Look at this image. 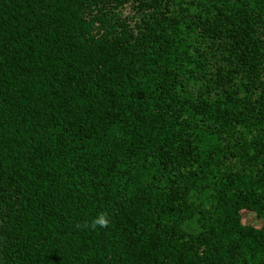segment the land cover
<instances>
[{
	"label": "trees",
	"instance_id": "trees-1",
	"mask_svg": "<svg viewBox=\"0 0 264 264\" xmlns=\"http://www.w3.org/2000/svg\"><path fill=\"white\" fill-rule=\"evenodd\" d=\"M0 264H264V0H0Z\"/></svg>",
	"mask_w": 264,
	"mask_h": 264
},
{
	"label": "rangeland",
	"instance_id": "rangeland-1",
	"mask_svg": "<svg viewBox=\"0 0 264 264\" xmlns=\"http://www.w3.org/2000/svg\"><path fill=\"white\" fill-rule=\"evenodd\" d=\"M243 223L246 225H251L259 228L261 226L260 220L255 216L253 212L244 210L242 212Z\"/></svg>",
	"mask_w": 264,
	"mask_h": 264
},
{
	"label": "clouds",
	"instance_id": "clouds-1",
	"mask_svg": "<svg viewBox=\"0 0 264 264\" xmlns=\"http://www.w3.org/2000/svg\"><path fill=\"white\" fill-rule=\"evenodd\" d=\"M110 223V219L106 213H100L91 221V227L96 228L99 227H106Z\"/></svg>",
	"mask_w": 264,
	"mask_h": 264
}]
</instances>
